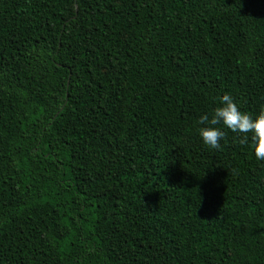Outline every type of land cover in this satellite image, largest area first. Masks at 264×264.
<instances>
[{
    "label": "trees",
    "instance_id": "16d2710c",
    "mask_svg": "<svg viewBox=\"0 0 264 264\" xmlns=\"http://www.w3.org/2000/svg\"><path fill=\"white\" fill-rule=\"evenodd\" d=\"M224 94L264 109V0H0V264H264Z\"/></svg>",
    "mask_w": 264,
    "mask_h": 264
},
{
    "label": "clouds",
    "instance_id": "9594fccd",
    "mask_svg": "<svg viewBox=\"0 0 264 264\" xmlns=\"http://www.w3.org/2000/svg\"><path fill=\"white\" fill-rule=\"evenodd\" d=\"M219 104L221 106L201 115L197 121L200 125L197 131L203 144L211 149H220L226 136L222 129L227 128L240 137L241 144L249 145L257 160L264 161V109L253 117L241 111L229 94L219 97Z\"/></svg>",
    "mask_w": 264,
    "mask_h": 264
},
{
    "label": "rangeland",
    "instance_id": "374dc122",
    "mask_svg": "<svg viewBox=\"0 0 264 264\" xmlns=\"http://www.w3.org/2000/svg\"><path fill=\"white\" fill-rule=\"evenodd\" d=\"M187 144V141L185 139L181 140L179 143H178V146L177 147H181L183 145H186Z\"/></svg>",
    "mask_w": 264,
    "mask_h": 264
}]
</instances>
